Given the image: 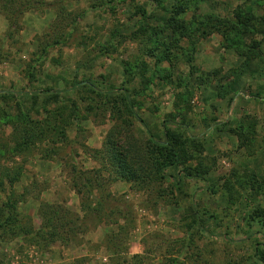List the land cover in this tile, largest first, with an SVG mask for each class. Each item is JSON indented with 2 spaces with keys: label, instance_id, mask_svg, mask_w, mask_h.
<instances>
[{
  "label": "rangeland",
  "instance_id": "1",
  "mask_svg": "<svg viewBox=\"0 0 264 264\" xmlns=\"http://www.w3.org/2000/svg\"><path fill=\"white\" fill-rule=\"evenodd\" d=\"M170 1H164L166 8ZM133 3L147 19L134 13L127 2L44 0L42 6L17 17L8 38L7 24L0 16V95L23 90L33 93L45 87L69 91L70 83L79 80H88L103 90L127 92L136 103L133 111L143 126L126 114L117 118L116 114L97 111L82 116L85 120H71L67 141L57 142L63 156L70 150L75 152L71 162L82 170L97 166L89 157L90 151L100 149L109 133L117 132V139L137 146L149 135L162 138L164 126L184 137H197L203 149L201 157L210 168L202 179L178 177L180 168L175 166L165 169L167 178L150 191L121 182L110 186L116 199L110 202L111 209L117 206L131 220L124 224L128 231L126 252L143 254L150 264H170V260L175 264H259L252 248L264 243V219H250L248 215L257 207L264 209V203L247 188H238L232 177L247 180L253 175L260 180L264 176V37L253 33L246 38L247 45L254 42L257 48L246 53V47L243 55L225 48L221 37L211 34L187 51L188 57L171 50L168 61L158 60V55L148 58L141 55L139 38L132 40L129 33L139 25H158L165 13L153 0ZM243 4L256 16L264 13V0H207L198 12L230 16ZM58 7L63 16H76L74 28L66 40L43 51L44 40L52 36L51 28L60 20ZM189 17L190 13L185 19ZM180 44L187 47L184 40ZM139 62H143V75L148 80L145 91L139 71L128 80L123 71L127 64L139 67ZM27 64L34 65L30 82L25 78ZM66 96L77 99L72 92ZM13 107V101L0 100V115L14 113ZM1 117L0 147L3 143L7 149L9 127ZM244 117H250L253 124V129L244 130L250 154L239 148L236 135L230 133ZM65 157L45 159L35 149L31 155L12 158L21 173L12 186L0 180L1 214H7L2 205L10 201L18 224L29 221L37 226L41 202L76 210L78 197L68 185L70 164ZM11 164L4 153L0 166ZM227 180L238 197L233 205L227 203L223 188ZM119 218L115 214L103 217L97 228L92 221L90 231L74 243L53 241L46 249L31 246L16 232L0 228V264H108L103 233L115 230L113 221L121 225Z\"/></svg>",
  "mask_w": 264,
  "mask_h": 264
},
{
  "label": "trees",
  "instance_id": "2",
  "mask_svg": "<svg viewBox=\"0 0 264 264\" xmlns=\"http://www.w3.org/2000/svg\"><path fill=\"white\" fill-rule=\"evenodd\" d=\"M114 1L121 4L127 2L132 5L134 13L147 19L141 8L133 3L134 0ZM153 1L165 13V17L159 20L158 25H139L136 30L129 33L132 40L139 38L138 42L143 45L140 49L141 55L148 58L158 55V60L168 61L172 56L171 50H175V54L181 53L188 57L187 51H192L200 39L211 34H218L225 48L243 55L244 48L247 47L246 53H252L257 48L254 42L247 45L246 38L253 33L264 37V13L256 16L245 6L246 4L232 10L230 16L221 17L198 12L199 7L207 0H171L167 8L164 6L165 0ZM43 4L44 0H0V16L5 20L8 30L5 38L10 36L9 33L21 13ZM62 11L61 7H58V14L61 16H57L60 20L52 26V36L44 40L43 51L58 45L71 35L76 16L68 18L69 14H66L65 17ZM188 13L190 17L187 20L185 18ZM182 40L187 43L186 48L180 44ZM190 60L189 58L187 62ZM139 63V67L134 63L127 64L123 71L127 80L134 71H139L140 85L142 91H145L148 80L143 75L145 71L143 62ZM26 68L25 78L33 81L34 65L27 64ZM69 92H72L77 99L66 96ZM40 97L42 101L37 105L36 101L41 100ZM0 100H5V103L10 100L14 103L12 109L14 113L8 115L2 112L0 115L9 127L8 148L6 149L4 146L6 144L3 143H1L3 147H0V158L6 153L9 161L13 163L10 167L0 166V180L3 178L8 186H12L21 173L20 167L12 158L31 155L35 149H38L39 155L45 159L57 157L62 160V157H65L57 142L67 141L66 130L71 127V120H85L82 116L101 111L116 114L117 118H121L122 114L129 115L143 126L142 120L133 111L136 103L127 92L115 93L114 89L103 90L88 80L72 81L69 91L45 87L33 93L25 90L14 95L3 93L0 95ZM31 116L43 117L38 119ZM248 119L250 117L241 119L239 125L230 130V133L236 135L240 143L239 148L243 147L246 153L250 154V146H246L247 139L244 136L245 128L253 129L251 128L253 124ZM121 122L125 123V120ZM75 129L82 132L78 126ZM116 133L107 134L101 148L90 151L89 157L97 162L96 167L87 170L75 168L71 162L75 152L70 150L66 154L65 160L70 164L68 185L78 197L76 210L62 204L41 202L38 206L40 222L37 226H33L29 221L18 224L14 204L6 201L2 207L6 209L7 214L4 216L0 210V228H6L9 233L16 232L31 246L46 249L49 245L52 246L53 241L61 245L74 243L77 238L90 231L92 221H94L93 226L97 228L101 225L103 217L108 218L115 214L120 217L122 224L113 221L111 224L115 230L103 233L102 247L108 253V264H150L145 261L143 254H127L125 240L128 231L124 224H128L131 220L129 214H121L117 206L112 205L111 209L110 202H116V199L109 191L110 186L121 182L146 192L162 185L167 178L164 173L167 168L179 167L180 171L176 175L189 179H202L210 168L201 157L203 149L197 137H184L179 132L164 126L162 138H153L149 135L142 145L137 146L127 140L122 141V138L117 139ZM41 144L44 145L43 148H39ZM232 179L238 188H247L254 197H260L264 203V176L260 180L255 179L253 175L247 180H239L233 175ZM223 188L227 195V203L230 205L236 203L238 197L232 192L236 190L229 180L223 183ZM248 217L264 219V209L257 207ZM252 254L257 263L264 264V243L254 244ZM79 262L74 264H80ZM170 262L175 264L174 260Z\"/></svg>",
  "mask_w": 264,
  "mask_h": 264
},
{
  "label": "crops",
  "instance_id": "3",
  "mask_svg": "<svg viewBox=\"0 0 264 264\" xmlns=\"http://www.w3.org/2000/svg\"><path fill=\"white\" fill-rule=\"evenodd\" d=\"M115 187H118V186H115Z\"/></svg>",
  "mask_w": 264,
  "mask_h": 264
}]
</instances>
